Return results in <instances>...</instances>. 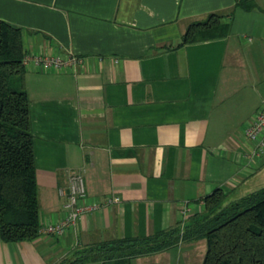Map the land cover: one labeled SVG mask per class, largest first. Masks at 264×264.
Here are the masks:
<instances>
[{"label": "crops", "instance_id": "obj_1", "mask_svg": "<svg viewBox=\"0 0 264 264\" xmlns=\"http://www.w3.org/2000/svg\"><path fill=\"white\" fill-rule=\"evenodd\" d=\"M254 1L246 11L236 0H0V21L23 30L27 54L82 60L26 73L41 228L64 217L60 190L76 173L101 204L61 237L0 239V264H59L106 242L183 235L216 189L234 201L264 188V150L235 124L264 101V0ZM214 13L228 37L180 46ZM205 253V241L181 240L130 264H202Z\"/></svg>", "mask_w": 264, "mask_h": 264}, {"label": "trees", "instance_id": "obj_2", "mask_svg": "<svg viewBox=\"0 0 264 264\" xmlns=\"http://www.w3.org/2000/svg\"><path fill=\"white\" fill-rule=\"evenodd\" d=\"M249 11L254 0H236ZM210 14L187 28L180 46L226 38L230 26ZM24 32L0 21V239L33 241L40 236V202L26 90ZM204 212L181 235L175 228L154 236L127 238L78 251L59 264H130L137 257L171 249L184 241H205L202 264H264V188L234 201L222 189L204 197Z\"/></svg>", "mask_w": 264, "mask_h": 264}, {"label": "built area", "instance_id": "obj_3", "mask_svg": "<svg viewBox=\"0 0 264 264\" xmlns=\"http://www.w3.org/2000/svg\"><path fill=\"white\" fill-rule=\"evenodd\" d=\"M82 62L80 58L71 55L51 56L48 54H26L23 65L26 70L43 72H60ZM247 139L255 145L257 151L264 150V101L260 109L246 125ZM66 198L65 215L62 219L46 228L40 229V235L63 236L68 230L75 229L78 220L87 213H93L101 208L97 202H88L83 173H76L69 178L68 192L60 190ZM118 202L119 199H109L107 203ZM185 206V211L189 210Z\"/></svg>", "mask_w": 264, "mask_h": 264}, {"label": "rangeland", "instance_id": "obj_4", "mask_svg": "<svg viewBox=\"0 0 264 264\" xmlns=\"http://www.w3.org/2000/svg\"><path fill=\"white\" fill-rule=\"evenodd\" d=\"M242 96V94L241 95H239V98ZM240 112V115H239V117H240V119H238V121L235 123L236 124V126H237V128L240 130V132H241V134L243 133V130H245V126H246V123H247V121H245V123L243 124V121L245 120L244 119V117H246V114L248 113V111H247V109H244L243 111H239ZM250 117H248V119H249ZM244 119V120H243Z\"/></svg>", "mask_w": 264, "mask_h": 264}]
</instances>
